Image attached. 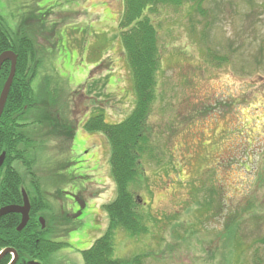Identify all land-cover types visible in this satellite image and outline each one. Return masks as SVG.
<instances>
[{
    "label": "rangeland",
    "instance_id": "374dc122",
    "mask_svg": "<svg viewBox=\"0 0 264 264\" xmlns=\"http://www.w3.org/2000/svg\"><path fill=\"white\" fill-rule=\"evenodd\" d=\"M123 7L122 0H0L12 39H32L29 68H36L35 103L23 117L33 161L20 179L37 181L53 207L61 200L53 188L64 183L52 182V162L64 165L75 155L78 164L64 172L80 168L86 189L66 245L46 264H83L79 250L107 227L104 205L116 195L110 146L82 123L100 109L117 122L134 105L117 25ZM149 15L160 51L145 121L153 150L140 157L130 186L146 231L116 229L114 256L138 255L134 264H264V0L156 4ZM42 213L49 223L50 212ZM58 213L52 237L64 231Z\"/></svg>",
    "mask_w": 264,
    "mask_h": 264
},
{
    "label": "trees",
    "instance_id": "16d2710c",
    "mask_svg": "<svg viewBox=\"0 0 264 264\" xmlns=\"http://www.w3.org/2000/svg\"><path fill=\"white\" fill-rule=\"evenodd\" d=\"M122 1L124 7L117 25L133 79L135 99L134 105L128 114L117 122L106 121L103 111L100 109L99 112L86 118L82 123L85 130L102 132L106 136L110 146L108 157L110 175L116 187L115 198L104 205L108 216L107 228L89 248L82 251L83 264H134L137 262L135 257H138V255L133 257L114 256L113 233L116 229H121L134 236L146 229V225L136 212V203L130 186L138 180L140 157L144 153L148 157L151 156L153 150L151 136L145 133L148 132L145 121L155 99L156 81L154 78L160 51L157 29L149 13L154 10L156 4L179 6L184 1H190L192 4L200 6L204 0ZM12 37V34L5 29L0 16V53L5 50H13L17 54L15 73L0 121V154L5 151L7 159L13 156V159L31 163L33 159L30 157L34 152L33 149L29 148L30 143H27L28 138L24 134L26 122L23 117L25 113L30 111L31 101L36 99L34 96L35 91L31 86L36 68H29V61L33 56V42L25 35L17 37L16 40ZM9 71L10 62H3L0 67V92ZM45 94L49 97V93L45 91ZM51 97L53 98L52 93ZM14 119H16V122ZM64 125H66L65 122ZM67 128L70 129L69 136H71L73 127L67 126ZM34 150L37 152L36 149ZM70 160H65L64 165L68 166ZM18 180L21 183V179ZM35 191L38 196L33 198V209L36 211L47 208L46 200L41 194L40 185L37 183ZM33 226L34 224L30 223L27 229L20 233L15 232L17 234L15 246L21 255L23 254L28 258L49 260L50 254L57 250L61 244L44 240L36 234V228L34 233L30 234ZM231 227H233V224L229 228ZM237 229L235 226L230 231L232 235L231 243L233 242L231 246H234L235 252L239 248L236 236ZM6 230H9L8 234H6ZM12 230L11 227L10 229L0 227V245H4L5 241H9L7 238ZM40 232L44 233L45 231ZM143 254V256H146L145 253ZM18 264L26 263L19 262Z\"/></svg>",
    "mask_w": 264,
    "mask_h": 264
},
{
    "label": "flooded vegetation",
    "instance_id": "af4514ba",
    "mask_svg": "<svg viewBox=\"0 0 264 264\" xmlns=\"http://www.w3.org/2000/svg\"><path fill=\"white\" fill-rule=\"evenodd\" d=\"M2 115L3 113H1L0 115V121ZM16 119H14L15 122ZM73 141L74 138L72 139L69 148V150H71L70 152L71 155H73L74 152L72 151ZM2 153H4V159L0 165V209L3 207H11V208L10 210H7L5 213L0 214V227H4V229L5 227H8L9 229L11 227V229L13 230L12 233H10L9 237L7 238L9 239V241H5L4 245H0V264H18L19 262H25L26 264H30V261L34 259L28 258L23 254L21 255L15 246V243L17 242V234L15 232L20 233L24 229H27L30 223H33L34 226L32 227V231L30 234L34 233V230L36 228V234L42 237L44 240L50 241L52 243H60L63 244V246L66 245L65 236H67V232H68L67 226H69V224L73 219L79 218L81 216L87 201L84 196V192H86V189L83 188L82 182H79L80 177L77 175V173H81L80 168L77 169L74 168L72 170L70 169L67 172V174H65L64 171L67 167L66 165H62V162L60 160L58 162H54V163L52 162V165L51 164L50 165L53 168H55V170H57L56 173H54L53 175L52 182L55 184L64 183L62 187L59 186L57 188H53L54 193L55 192L61 193V197H60L61 200H59L57 204L56 203L57 198L54 197L53 203L54 202L56 203V205L53 206L54 208L51 206L49 207L47 205V208L35 211V209H33L32 201L34 197L38 196V193L35 191V185L37 182L33 181V178L32 180L27 182L21 181V183L18 180L22 176L21 171L23 172L24 168H26L27 170L30 169L31 163L24 160L13 159V156H10L7 159L6 152L3 151ZM73 156H74L73 159L69 161L68 165L74 166L78 164L77 163L78 160H75L76 156L75 155ZM30 173H32V171L27 173L29 174V177L31 176L33 177V175H31ZM48 193L50 195H53L51 190L48 191ZM19 196H20V200H19ZM25 196L27 197L29 202L28 217L25 221V224L19 230L18 227L22 220V213H21V209L20 211L18 210V207L23 206ZM81 204H83V207H81ZM76 205L78 211L77 213H74V207ZM43 211L50 212L49 223L47 219L42 215ZM58 211H60V213L63 215L62 221L59 222H61L60 227H62L64 231H62L59 234L57 233L55 234L54 237H52L51 236L52 233L50 231L49 226L52 227L58 226L59 224L57 222L58 214H59ZM40 231H45V232L44 233L42 232L43 233L42 235ZM8 233L9 230H6V234ZM67 242L69 241L67 240ZM61 247L59 249H61ZM59 249L53 251L50 254V259L52 258L54 252L59 251ZM37 261L41 262L42 264H46L45 261L43 260H37Z\"/></svg>",
    "mask_w": 264,
    "mask_h": 264
},
{
    "label": "water",
    "instance_id": "95a60500",
    "mask_svg": "<svg viewBox=\"0 0 264 264\" xmlns=\"http://www.w3.org/2000/svg\"><path fill=\"white\" fill-rule=\"evenodd\" d=\"M5 61H9L10 62V71H9V74H8L4 84L2 86L1 92H0V115H1V113L3 111L4 105H5V102H6V98H7V95H8L12 80H13L14 73H15L17 54L13 50H5V51H3L2 53H0V67H1L2 63L5 62ZM3 159H4V153H2L0 155V165H1L2 161H3ZM68 194H70V193H68ZM70 195H72V194H70ZM81 207H83V204H81ZM10 208L11 207H3V208H1L0 209V214L5 213L7 210H10ZM20 209H21V213H22V220H21V223H20V225L18 227L19 230L25 224V221H26V219L28 217L29 202H28V199H27L26 196L24 197L23 206L22 207H18L19 211H20ZM30 264H41V263L38 262V261L31 260Z\"/></svg>",
    "mask_w": 264,
    "mask_h": 264
}]
</instances>
